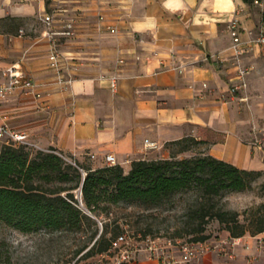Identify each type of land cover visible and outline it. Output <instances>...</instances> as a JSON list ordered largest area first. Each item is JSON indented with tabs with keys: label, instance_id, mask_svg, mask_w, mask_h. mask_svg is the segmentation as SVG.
I'll use <instances>...</instances> for the list:
<instances>
[{
	"label": "crops",
	"instance_id": "obj_1",
	"mask_svg": "<svg viewBox=\"0 0 264 264\" xmlns=\"http://www.w3.org/2000/svg\"><path fill=\"white\" fill-rule=\"evenodd\" d=\"M164 4L165 0H0V80L6 79L5 69L16 65L43 83L40 97L16 91L0 99V122L26 130L35 148L55 147L85 166L108 164L105 155L112 153L126 172L135 159L169 157L172 147L167 142L192 136L201 147L179 152V157L212 154L241 168L260 170L253 186L264 184V150L252 143L253 127L264 125V49L242 56V63L251 66L247 86L230 101H223L221 94L238 81L236 68L232 61L217 58L228 53L227 23L234 9H242L245 29L258 30L264 26V8L244 0H232L227 10L217 7L216 0H182L176 11ZM45 12L54 13L56 28L76 17V33L58 39L76 67V79L66 86L58 85L50 67V41L42 34L45 25L40 18ZM100 13L104 22L118 27L116 32L100 28ZM102 73H117L115 88L108 79L98 78ZM204 81L210 89L202 86ZM256 134L264 144L261 131ZM146 139L157 146H147ZM236 250L238 255L246 252L241 246ZM150 262L142 252L138 263ZM197 264L238 262L208 253Z\"/></svg>",
	"mask_w": 264,
	"mask_h": 264
},
{
	"label": "trees",
	"instance_id": "obj_2",
	"mask_svg": "<svg viewBox=\"0 0 264 264\" xmlns=\"http://www.w3.org/2000/svg\"><path fill=\"white\" fill-rule=\"evenodd\" d=\"M253 4L254 0H244ZM200 142L192 136L167 142L171 155L165 158L135 159L129 171L120 164H105L93 168L75 159V163L50 150L32 151L25 144H3L0 147V220L24 232L38 229L87 232L97 224L100 211H111L114 205H159L174 194L197 190L194 217L197 229L190 240L205 239L207 222L216 218L232 236L264 231V203L250 209L240 218V212L211 205L216 195L243 191L252 187L262 172L241 168L212 154L179 157ZM174 146H178L174 149ZM81 168L86 171L83 177ZM82 192L86 211L79 205L75 189ZM95 215V216H93ZM107 221L98 235L99 227L88 234L77 252L87 246L86 256L110 247L111 240L121 231L110 230ZM198 232H202L198 234ZM0 239V264H10L11 257Z\"/></svg>",
	"mask_w": 264,
	"mask_h": 264
},
{
	"label": "built area",
	"instance_id": "obj_3",
	"mask_svg": "<svg viewBox=\"0 0 264 264\" xmlns=\"http://www.w3.org/2000/svg\"><path fill=\"white\" fill-rule=\"evenodd\" d=\"M253 3L264 8V0H254ZM241 11V8H235L227 23V30L231 38V42L226 49L228 53L217 55L220 61H232L236 68V77L238 79L237 82L229 85L227 93L221 94V99L223 101L235 99L240 90L246 89V75L250 71L251 66L242 63V56L254 51L256 48L264 49V26L258 30L245 29L242 26L240 18ZM40 18L45 25L42 34L50 41V67L56 72V82L61 86L69 85L76 79V67L65 52L59 48L58 39L60 35L73 36L76 33V17L72 16L66 19L60 28H56L54 25L55 15L53 12H45L41 14ZM98 20L100 28L105 27L110 32H116L118 30L116 25L104 22L106 21L104 14L100 13ZM244 31L246 33L245 36L243 34ZM119 62L123 63L124 59L120 58ZM176 68L180 71L183 70L182 65H178ZM3 75L6 79L0 80V99L10 96L16 91L31 93L37 97L42 95L40 87L43 83L37 81L30 74L19 70L16 65H12L5 69ZM98 78L108 79L113 88L117 85V73H102ZM202 86L205 89H210L207 81H204ZM245 98L246 97H244V99ZM258 130L264 135V125L253 127L255 137L252 139V143L264 150V144L261 138L256 134ZM3 144H25L34 147V143L30 141L29 133L26 130H16L7 121L0 122V147ZM145 144L150 147L157 146L156 142L149 141L148 139L145 140ZM53 151L75 163V160L64 155L60 151ZM91 156L94 157L95 155L92 154ZM105 160L108 164H116L115 156L112 153H107L105 155ZM81 170L84 177L86 171L84 168H81ZM80 193L79 205L88 211L82 200L81 190ZM95 217L98 221L100 234L103 230L105 218ZM254 240L260 255L248 253L247 260L244 262L245 264L253 263L258 260L260 256L263 257L264 260V231L254 235L249 233L247 236L245 234L241 236H232L229 234L214 237L210 236L200 240L162 239L159 236L152 237L151 235L141 236L140 234H136L128 224H125L123 225L122 231L112 238L110 247L98 253V261L95 264H139V256L142 252L151 260L148 264H197V262L208 253H216L218 255H225L233 258L237 254L236 248L239 244H243V247L249 249ZM68 264H75V261Z\"/></svg>",
	"mask_w": 264,
	"mask_h": 264
},
{
	"label": "rangeland",
	"instance_id": "obj_4",
	"mask_svg": "<svg viewBox=\"0 0 264 264\" xmlns=\"http://www.w3.org/2000/svg\"><path fill=\"white\" fill-rule=\"evenodd\" d=\"M201 145L192 144L193 151H198ZM178 146H174L177 149ZM35 152L38 148L32 147ZM76 196L80 197V189H75ZM197 190L188 189L180 191L167 198L159 205H141L119 203L111 208L110 212L100 211L98 217L105 218L110 230L121 231L119 227L128 224L136 234L141 236L151 235L162 239L190 240L194 235L190 231L197 229V218L194 217V209L197 206ZM264 203V184L260 183L243 191H229L223 195H216L210 200L211 205L224 209L238 210L240 218L248 215L250 209ZM97 220V218H96ZM98 225H92L87 232L70 230H47L45 228L24 232L12 225L0 220V239L5 241L4 248L11 257L10 264H95L98 261V253L92 255L83 254L89 246L76 253L78 247L83 244L86 233H90ZM99 227V225H98ZM229 232L225 225L218 219H210L206 224L204 233L210 236H219ZM202 232H198L201 234ZM99 231L96 236H98ZM209 236V237H210ZM243 247L239 244L237 247ZM246 252L230 258L232 262L245 264L248 253L258 254L255 240L249 249L243 247ZM251 264H264L263 257Z\"/></svg>",
	"mask_w": 264,
	"mask_h": 264
},
{
	"label": "clouds",
	"instance_id": "obj_5",
	"mask_svg": "<svg viewBox=\"0 0 264 264\" xmlns=\"http://www.w3.org/2000/svg\"><path fill=\"white\" fill-rule=\"evenodd\" d=\"M10 0H5V3H9ZM164 6L172 11H176L177 9H180L182 5V0H165ZM216 6L223 8L225 10L232 8V0H216ZM199 22V21H197ZM138 29L140 27H143L142 25L137 26Z\"/></svg>",
	"mask_w": 264,
	"mask_h": 264
}]
</instances>
